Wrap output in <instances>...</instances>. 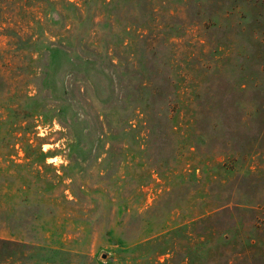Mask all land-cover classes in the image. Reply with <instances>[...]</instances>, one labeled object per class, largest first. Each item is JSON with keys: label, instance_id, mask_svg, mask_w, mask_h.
<instances>
[{"label": "rangeland", "instance_id": "374dc122", "mask_svg": "<svg viewBox=\"0 0 264 264\" xmlns=\"http://www.w3.org/2000/svg\"><path fill=\"white\" fill-rule=\"evenodd\" d=\"M0 264H264V0H0Z\"/></svg>", "mask_w": 264, "mask_h": 264}]
</instances>
